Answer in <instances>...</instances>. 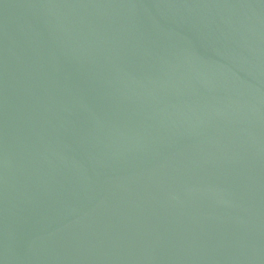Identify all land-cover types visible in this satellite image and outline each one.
<instances>
[{"label": "water", "instance_id": "95a60500", "mask_svg": "<svg viewBox=\"0 0 264 264\" xmlns=\"http://www.w3.org/2000/svg\"><path fill=\"white\" fill-rule=\"evenodd\" d=\"M0 264H264V0H0Z\"/></svg>", "mask_w": 264, "mask_h": 264}]
</instances>
